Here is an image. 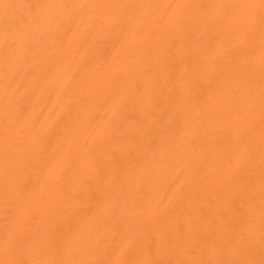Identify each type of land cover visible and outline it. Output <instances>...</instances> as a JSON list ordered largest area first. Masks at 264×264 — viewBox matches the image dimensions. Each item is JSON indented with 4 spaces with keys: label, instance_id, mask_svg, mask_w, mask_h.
Masks as SVG:
<instances>
[{
    "label": "bare ground",
    "instance_id": "1",
    "mask_svg": "<svg viewBox=\"0 0 264 264\" xmlns=\"http://www.w3.org/2000/svg\"><path fill=\"white\" fill-rule=\"evenodd\" d=\"M0 264H264V0H0Z\"/></svg>",
    "mask_w": 264,
    "mask_h": 264
}]
</instances>
